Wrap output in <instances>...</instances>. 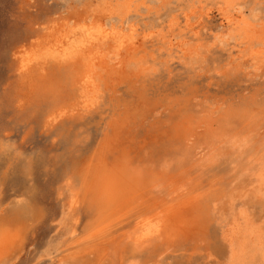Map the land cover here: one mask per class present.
<instances>
[{
  "label": "rangeland",
  "instance_id": "1",
  "mask_svg": "<svg viewBox=\"0 0 264 264\" xmlns=\"http://www.w3.org/2000/svg\"><path fill=\"white\" fill-rule=\"evenodd\" d=\"M144 1L0 0V224L3 222L0 239L8 231L15 232V223L16 231L21 229L19 226L25 230H19L23 244L20 242L8 264H54L52 258L59 245L87 233L84 224L90 218L86 200L79 202L80 210L74 213L75 217H80L76 234L72 228L75 217L65 212L74 196L82 199V172L91 159L99 156L105 140L114 130H119L121 143L138 146L141 142L143 145L150 142L144 143L150 131L158 135L156 127L157 130L160 127L163 137L183 116L188 115L187 123L189 115L196 111L207 115L216 108L226 111L233 107L238 121L240 109L253 114L263 109L264 55L260 57L262 60H257L254 53L255 49H264V44L249 39L241 28L229 25L225 15L227 11L243 13L256 26L262 27L264 0H234V7L228 6L225 0ZM125 18L129 19L128 23ZM100 20L109 28L126 25V32L136 28L135 37L141 40V47L136 52H119L113 47L116 42L105 44L110 50V61L119 69L124 66L121 70L126 74L122 76L125 80L111 83L109 92L103 89L104 97L95 100L91 109L79 106V114L55 122V117L61 114L58 110L74 108L77 103L79 93L73 81L80 70L87 71V66L81 68L80 63L60 62L50 54L52 48L55 49L66 32L84 34L89 27L97 32ZM37 56L43 58L33 64L29 73L21 71L19 66L23 59ZM250 98L255 102L253 105L249 104ZM137 111L139 115L134 114ZM117 115L126 117L124 125H117ZM156 145L151 150L158 149L154 150L158 154L160 145ZM229 161L221 165L220 175L230 170ZM260 205L255 202L250 206L256 228L264 225V211ZM243 206V203L237 204L235 210ZM231 214L233 212L226 215L221 226L214 222L208 233L217 254L202 255L199 253L202 250L196 255L183 250L175 252V249L161 250L159 254L147 251L130 257L127 264L135 261L140 264H234L230 261V246L222 241L229 233ZM18 220H22L20 224ZM4 223L9 226L4 227ZM247 236L239 239L240 244L249 240ZM255 242L249 245L247 255L243 254L237 264H253L255 260V264H264L263 249H258V242ZM82 246L85 247V243ZM243 257L247 261H243Z\"/></svg>",
  "mask_w": 264,
  "mask_h": 264
},
{
  "label": "bare ground",
  "instance_id": "2",
  "mask_svg": "<svg viewBox=\"0 0 264 264\" xmlns=\"http://www.w3.org/2000/svg\"><path fill=\"white\" fill-rule=\"evenodd\" d=\"M225 1L230 7L236 5L234 0ZM238 1L236 0V2ZM232 9L234 10V8ZM241 10L239 9V11ZM225 16L229 25L241 28L245 31L246 36H249V39L264 44V25L262 27L256 26L243 13L227 11ZM252 19L254 20V18ZM101 20L97 32H94L92 27H89L84 34L81 32L76 34L66 32L55 49L52 48L53 53L49 52L52 56L57 57L60 62L80 63L81 68L85 64L87 66V71L84 70L82 73V70H80L78 77L73 81L75 91L79 93L77 103H75L74 108L64 107L60 111L58 110L57 112H61V114L55 117V122L79 114V109L83 106L84 109H91L90 105L95 100L100 99L102 95L104 97L103 93L105 91L112 90V88H109L111 83L124 79L122 77L125 74L122 71L124 66L121 67V70L110 61V50L105 47V44L116 42L113 47L119 52L122 50L136 52L141 47V40L139 41L135 37L136 28L126 32V25L125 27L112 26L109 28L106 25L107 23L105 24ZM194 45L196 46V44ZM181 50L184 49L181 47ZM263 55L264 49H255L254 56L257 60H260ZM42 58L37 56L31 57L29 60L23 59L22 65L19 63V67L21 71L29 73L35 66L33 64L39 62ZM56 64L58 63L56 62ZM38 66L40 67V65ZM252 99L249 100L251 105L255 103ZM79 106L81 107L79 108ZM246 107H248V104H246ZM240 111H237L240 117L239 122L236 119V110L233 107H229L226 111L222 108H216L207 115L204 112H193L192 115H189L187 123L185 120H187L188 115H185L182 120L180 119L181 122L172 125L174 128L172 127L170 132L163 135V137L162 130H159L160 127L158 129L160 133L156 127L158 135L151 134L150 131V135L146 136L144 143L150 142L145 143V145L141 144L142 142L138 146H134V143H121L119 130H114L108 140H105L103 150L99 149L101 151H99V156L95 157L93 161L90 158L91 163L82 172L81 186L83 187L84 197L82 196V199H80L81 197L74 196L65 212L69 216L75 217L76 214L74 213L80 210L78 207L82 200H86L85 207H87L90 218L84 224L87 233L71 242L62 243L56 250L54 249L56 253L52 258V262L54 264H127L128 259L136 254L146 253L147 251L152 254H159L161 250L167 251L169 249H175V252L183 250L185 253L191 252L193 255L198 254L197 252L200 250L202 251L199 253H202V255L216 253L212 241L208 238V233L214 222L216 225L219 223L218 225L221 226V223L227 218L226 215L230 212H233L230 216L233 219L228 222L231 227H228L229 233L224 234L225 237L222 240L223 243H228L231 248L229 251L230 261L237 264L238 259L247 253L249 245L255 241L258 242H255L259 246L258 249H263L261 254L264 257V225H259L256 228L251 216L252 208H250L257 202V204H262L260 206H262V212L264 211V105L261 112L255 114L247 110L240 109ZM137 113L138 111L134 114ZM123 116H118L116 122L119 124L117 125H124L126 117ZM156 143L161 147L156 145L159 147L158 154H155V149L151 150ZM224 161L231 163L230 170L228 173L220 175L221 165ZM240 203H243L244 206L241 207L239 212L235 210V206ZM245 204H247V207H245ZM1 215L3 217V214ZM219 218L220 220H218ZM4 219L5 222L8 218ZM79 219V216L74 218V224H72L74 234L78 232ZM20 221L18 224H20ZM9 222L12 221L9 220ZM2 224L3 222L0 226L3 227ZM16 224H14V228L12 227L13 224L11 225L15 232L8 231L0 239V264H8L13 252L22 243L23 235L19 230L24 227L18 225L21 229L16 231ZM8 226L5 225L4 227L7 228ZM245 234L249 235L247 236L249 240L245 238L247 241L244 239L246 242L240 244L239 239ZM84 243L85 247L82 246ZM81 246L83 248L80 249ZM218 252L221 253L220 250ZM67 253L71 256H67ZM243 261H247V258ZM255 261L253 264H255ZM133 264L140 263L135 261Z\"/></svg>",
  "mask_w": 264,
  "mask_h": 264
}]
</instances>
